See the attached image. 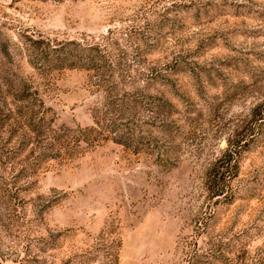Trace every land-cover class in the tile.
Instances as JSON below:
<instances>
[{"label": "rangeland", "instance_id": "obj_1", "mask_svg": "<svg viewBox=\"0 0 264 264\" xmlns=\"http://www.w3.org/2000/svg\"><path fill=\"white\" fill-rule=\"evenodd\" d=\"M0 264H264V0H0Z\"/></svg>", "mask_w": 264, "mask_h": 264}, {"label": "trees", "instance_id": "obj_2", "mask_svg": "<svg viewBox=\"0 0 264 264\" xmlns=\"http://www.w3.org/2000/svg\"><path fill=\"white\" fill-rule=\"evenodd\" d=\"M34 94H37V93H34ZM29 96H32V95H29ZM23 100H25V99H23ZM41 104H43V105H41V107L38 108V109H28V110H26L24 112L26 116H24V119H23L22 123H20V121L17 120V122L19 121L17 123V125H19V126H21V125L26 126L25 125V122L27 121L28 118L31 121H33V117H36V116L37 117H40V118H44L47 115V111L48 110L44 107V103H42V101H41ZM14 121H16V119H14ZM108 128L110 129V126L106 125V127H104V128L102 127L101 130H102V132H111V131L108 130ZM21 129H22V131L24 132L25 135H28L31 132V130H29L27 128H23L22 127ZM47 130H48L47 132L50 131L49 128H47ZM95 130H96V127H91V128L85 129V131H90V132L91 131H95ZM37 137H38V135H37ZM56 145L58 146L57 152L59 154H62L63 153L64 144L60 141V142L56 143ZM236 153H237V149L235 147H233L231 145L228 146V148L226 149V151H225V153H224V155L222 157V160L220 162H223V163L228 164L229 161H230V159ZM214 166L215 167L213 169L215 171L216 170H224V168H225V165H219V164H217V165H214ZM211 185H212V187H211V191L210 192L212 193V195H214L215 197H220V196L223 195V193H224V182H223L222 179L219 180V181H217L216 179H214L212 181V184Z\"/></svg>", "mask_w": 264, "mask_h": 264}]
</instances>
